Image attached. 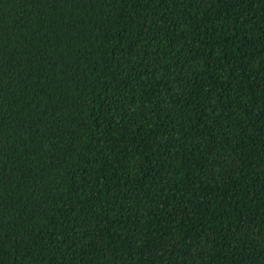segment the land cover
<instances>
[{"label":"trees","instance_id":"16d2710c","mask_svg":"<svg viewBox=\"0 0 264 264\" xmlns=\"http://www.w3.org/2000/svg\"><path fill=\"white\" fill-rule=\"evenodd\" d=\"M0 264H264V0H0Z\"/></svg>","mask_w":264,"mask_h":264}]
</instances>
